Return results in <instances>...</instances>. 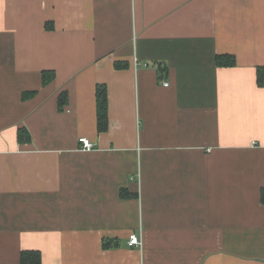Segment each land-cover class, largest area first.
Segmentation results:
<instances>
[{
  "label": "crops",
  "instance_id": "crops-1",
  "mask_svg": "<svg viewBox=\"0 0 264 264\" xmlns=\"http://www.w3.org/2000/svg\"><path fill=\"white\" fill-rule=\"evenodd\" d=\"M259 69L264 0H0V264H264Z\"/></svg>",
  "mask_w": 264,
  "mask_h": 264
},
{
  "label": "trees",
  "instance_id": "trees-1",
  "mask_svg": "<svg viewBox=\"0 0 264 264\" xmlns=\"http://www.w3.org/2000/svg\"><path fill=\"white\" fill-rule=\"evenodd\" d=\"M216 64L219 67H233L235 64L234 58L232 56H218L216 58ZM257 83L260 87L264 86V71L258 70ZM53 75V73H52ZM49 78L46 77V73H43V82ZM96 104H97V128L99 132H104L107 128L106 125V112H107V97L106 90L103 85H98L96 87ZM59 107L63 105L64 99L59 97L58 100ZM25 134L21 131L18 134V140L23 141ZM261 202L264 204V189L261 190L260 195ZM20 264H40V254L37 251H25L20 255Z\"/></svg>",
  "mask_w": 264,
  "mask_h": 264
},
{
  "label": "built area",
  "instance_id": "built-area-1",
  "mask_svg": "<svg viewBox=\"0 0 264 264\" xmlns=\"http://www.w3.org/2000/svg\"><path fill=\"white\" fill-rule=\"evenodd\" d=\"M165 85H167V84H165ZM79 143L81 144L82 150H90L92 148V144L86 138H80ZM129 245L135 246V247H141V242L139 241V239L135 235H130Z\"/></svg>",
  "mask_w": 264,
  "mask_h": 264
}]
</instances>
